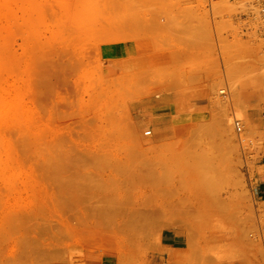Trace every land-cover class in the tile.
Segmentation results:
<instances>
[{"label":"rangeland","instance_id":"rangeland-1","mask_svg":"<svg viewBox=\"0 0 264 264\" xmlns=\"http://www.w3.org/2000/svg\"><path fill=\"white\" fill-rule=\"evenodd\" d=\"M207 4L0 0V264H264V37Z\"/></svg>","mask_w":264,"mask_h":264},{"label":"built area","instance_id":"built-area-1","mask_svg":"<svg viewBox=\"0 0 264 264\" xmlns=\"http://www.w3.org/2000/svg\"><path fill=\"white\" fill-rule=\"evenodd\" d=\"M245 7V13L240 16L241 21H245L246 32L255 31L259 37H264V0H231ZM207 7L211 10V0H208ZM238 18V17H237ZM253 25V26H251ZM251 26V27H250ZM235 130L238 134L242 132L239 120L235 122ZM149 132L147 135H150Z\"/></svg>","mask_w":264,"mask_h":264},{"label":"bare ground","instance_id":"bare-ground-1","mask_svg":"<svg viewBox=\"0 0 264 264\" xmlns=\"http://www.w3.org/2000/svg\"><path fill=\"white\" fill-rule=\"evenodd\" d=\"M229 118H231V117H229V116H227V115H224V116H222V119H221V121H219V124H220V127H222V129H223V131H225L224 133H226L227 131H228V128L229 127H231L230 126V122H231V119H229ZM237 121V119L235 120V121H233L234 122V124H235V122ZM221 122V123H220ZM219 127V128H220ZM221 129V128H220ZM222 131V132H223ZM230 131V130H229ZM224 133H222V134H224ZM166 139V138H165ZM206 219L210 222V221H212V220H214L215 219V216H216V212H215V210L212 208V206H210V208H207V210H206ZM219 213V212H218ZM140 214L142 215V212L140 211ZM169 226V225H168ZM167 226V227H168ZM118 227V228H117ZM125 227L126 226H124V224L123 223H120L119 224V226H116L115 228H113L112 229V239H114V241H117V240H119V239H121V240H123V238L122 237H120L119 236V233L120 234H122V232L121 231H119L120 229H122L123 230V228H124V230H125ZM165 227H166V225H165ZM166 227V228H167ZM127 228V227H126ZM169 228V227H168ZM119 232V233H118ZM127 232V231H126ZM123 236L124 235H126V233H124V234H122ZM118 237H120L119 239H118ZM125 238V237H124ZM132 238H133V236H132ZM131 238V240H133ZM116 239V240H115ZM127 240V239H126ZM125 241V240H124ZM119 242V241H118ZM189 244H192V243H190L189 242ZM113 246V245H112ZM193 245H191V246H189V247H192ZM121 247H122V245H121ZM124 247V246H123ZM112 252H111V255H114L116 258H117V260L118 261H121L123 258H124V254L122 253V251H120V250H118V249H114V250H111ZM241 258H242V260L243 261H246L248 264L249 263H252V257H253V255H252V252L250 251V248L248 247V246H244V249H243V251H242V253H241V256H240Z\"/></svg>","mask_w":264,"mask_h":264},{"label":"crops","instance_id":"crops-1","mask_svg":"<svg viewBox=\"0 0 264 264\" xmlns=\"http://www.w3.org/2000/svg\"><path fill=\"white\" fill-rule=\"evenodd\" d=\"M169 113L175 119L182 118L183 114H184V113H177L176 110H175V112H171L170 111ZM253 183H254V185H253V193H254L255 198L258 199L260 202H264V178L259 176V175H256L254 177V179H253ZM167 246H171V245L168 244Z\"/></svg>","mask_w":264,"mask_h":264}]
</instances>
